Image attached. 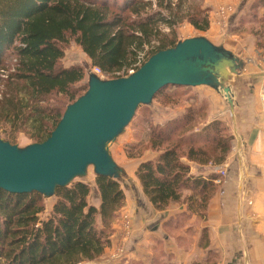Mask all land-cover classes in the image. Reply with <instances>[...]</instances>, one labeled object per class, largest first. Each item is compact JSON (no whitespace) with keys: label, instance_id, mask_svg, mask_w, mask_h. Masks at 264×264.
I'll return each mask as SVG.
<instances>
[{"label":"trees","instance_id":"trees-1","mask_svg":"<svg viewBox=\"0 0 264 264\" xmlns=\"http://www.w3.org/2000/svg\"><path fill=\"white\" fill-rule=\"evenodd\" d=\"M189 3L0 0V137L12 144L21 135L31 143L46 141L64 108L87 92V85L76 86L85 80L86 70L61 65L65 46L71 42L79 46L106 79L127 77L159 51L175 47L179 42L176 29L181 24L189 22L200 32L209 30L208 10L185 7ZM254 4L264 7V0ZM161 93L163 90L155 98ZM165 95L167 100L173 99V94ZM207 109V103L197 99L179 118L153 127L147 134L156 156L140 163L136 177L158 211L185 202L190 211L204 216L214 176L210 180L191 176L183 159L202 167L223 166L234 140L223 122L203 123ZM138 148H143L142 142L126 148L129 159L145 155V151L135 152ZM96 185L99 209L89 203L91 187L78 180L57 189L46 218L41 194L1 191L0 264H80L102 256L125 192L113 178L96 176ZM184 190L191 195L184 197Z\"/></svg>","mask_w":264,"mask_h":264},{"label":"crops","instance_id":"crops-1","mask_svg":"<svg viewBox=\"0 0 264 264\" xmlns=\"http://www.w3.org/2000/svg\"><path fill=\"white\" fill-rule=\"evenodd\" d=\"M211 1L210 28L203 37L238 61L237 74L227 84L232 102L209 87L186 89L206 100L209 110L204 124L219 120L234 136L223 165L227 175L210 191L203 217L190 211L185 202L156 210L140 182L128 189L124 177L125 201L110 227L108 247L96 260L82 264H264V7L253 0ZM228 9L227 23H223L220 12ZM188 38L193 37L183 40ZM155 156L149 151L129 160L127 173L135 177L140 163ZM183 161L190 163L186 158ZM194 165L206 173L214 169ZM86 183L91 187L89 203L99 209L96 179ZM183 193L191 195L190 190ZM54 203L46 208L47 213ZM123 215L129 217V233ZM98 224L102 227L99 218Z\"/></svg>","mask_w":264,"mask_h":264},{"label":"water","instance_id":"water-1","mask_svg":"<svg viewBox=\"0 0 264 264\" xmlns=\"http://www.w3.org/2000/svg\"><path fill=\"white\" fill-rule=\"evenodd\" d=\"M234 56L203 36L179 41L159 51L127 77L88 78V90L70 104L50 137L20 147L0 139V192L39 193L55 197L93 167L96 176L124 182L123 169L110 146L130 125L141 106H149L166 87H209L223 91L232 102L227 84L237 74Z\"/></svg>","mask_w":264,"mask_h":264},{"label":"rangeland","instance_id":"rangeland-1","mask_svg":"<svg viewBox=\"0 0 264 264\" xmlns=\"http://www.w3.org/2000/svg\"><path fill=\"white\" fill-rule=\"evenodd\" d=\"M177 1L178 0H175V2ZM258 1L259 0H253V3H258ZM211 2V0H190V3L185 7L189 8V6L193 7L196 5L200 8L204 7L208 10L207 15L208 17H210L209 13L211 12L212 7L210 6ZM229 11V9L221 10L220 14L223 16L221 17L223 23H227L228 18H226V14ZM252 13H254L252 15H255L256 12ZM163 31L166 33L169 32L167 28H164ZM229 31L231 32V27H229ZM205 33L206 32L196 31L189 22L181 24L176 29V35L179 41L187 37L205 36ZM64 50L65 57L61 61V65L63 67H83L86 70V78L83 82L77 84L76 86L79 87L82 85H87L88 89V78L89 75L93 73L94 68L92 67L90 59L74 42H71L68 46H65ZM192 91L193 89H183L182 87L171 86L163 89L164 93H161V95L154 98L153 102L149 106H141L137 110L135 117L133 118L130 125L126 128L125 132L115 142L111 144L110 151L114 160L119 165V167L123 169L124 172H126L125 180L128 184V189H135L136 184H138V179L136 178V176L134 177L132 173H130L131 176L127 173L130 172V170L128 171V169H130L129 160L131 159L128 158L126 148L132 147L133 145L142 142L143 148H138L135 150V152L137 150L145 151L144 153L151 151L149 140L147 137V134L150 133L151 128L164 125L166 122L171 120H176V118H179L181 116L180 109L187 110L188 108H192L195 100L198 99L199 102L204 101L202 99L200 100L199 97L195 96ZM220 93H222L223 95L225 94L223 91H220ZM165 94H173V99L167 100ZM197 108L199 107L195 106V109ZM65 109L66 108H64V110ZM207 110H209V108ZM0 139L4 140V137H0ZM30 144H32L31 141L27 139L24 135H21L17 141V145H19L20 147H26ZM94 179H96V175L94 173L93 167H91L89 169L87 177H85L84 179H77L75 181L82 180L87 182L90 180L93 181ZM122 183L123 182H121V185L123 187V190L125 191L126 187H124V184ZM216 186L217 185L215 184L214 187ZM53 201H56V197L50 199L44 198L43 204L45 205V208L50 207ZM49 214L50 213H47L45 210L44 218H46V216H48Z\"/></svg>","mask_w":264,"mask_h":264},{"label":"built area","instance_id":"built-area-1","mask_svg":"<svg viewBox=\"0 0 264 264\" xmlns=\"http://www.w3.org/2000/svg\"><path fill=\"white\" fill-rule=\"evenodd\" d=\"M224 13V12H223ZM135 72L134 70L130 71V74ZM93 74L99 76L102 79H106V76L103 74L102 70L98 67L93 68ZM262 101L264 102V94L262 96ZM194 162H190L188 165L190 166V175L198 178H203L206 180H210L213 178V182L216 185H220L222 183V180L224 177L227 175V168L224 166H220L214 169H212L211 172L206 173L203 170L197 169L196 165H194ZM123 220H124V228L125 230L129 233L131 231L130 225H129V217L127 215H123ZM82 264V263H80Z\"/></svg>","mask_w":264,"mask_h":264}]
</instances>
